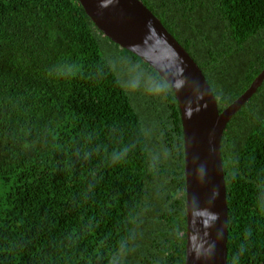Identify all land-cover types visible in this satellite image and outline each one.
Masks as SVG:
<instances>
[{"label":"trees","instance_id":"trees-1","mask_svg":"<svg viewBox=\"0 0 264 264\" xmlns=\"http://www.w3.org/2000/svg\"><path fill=\"white\" fill-rule=\"evenodd\" d=\"M218 111L264 66V0H139ZM225 264H264V79L219 141ZM179 111L77 0H0V264H183Z\"/></svg>","mask_w":264,"mask_h":264},{"label":"water","instance_id":"water-1","mask_svg":"<svg viewBox=\"0 0 264 264\" xmlns=\"http://www.w3.org/2000/svg\"><path fill=\"white\" fill-rule=\"evenodd\" d=\"M102 36L147 63L179 111L184 178L183 264H225V186L219 141L228 120L264 79V66L221 111L201 70L139 0H77Z\"/></svg>","mask_w":264,"mask_h":264},{"label":"bare ground","instance_id":"bare-ground-1","mask_svg":"<svg viewBox=\"0 0 264 264\" xmlns=\"http://www.w3.org/2000/svg\"><path fill=\"white\" fill-rule=\"evenodd\" d=\"M166 30V29H165ZM170 34V33H169ZM171 35V34H170ZM172 36V35H171ZM221 161V160H220ZM222 165V164H221ZM223 173V172H222Z\"/></svg>","mask_w":264,"mask_h":264}]
</instances>
